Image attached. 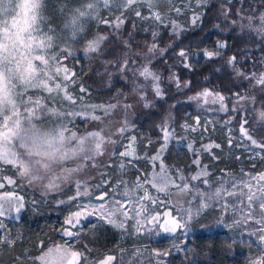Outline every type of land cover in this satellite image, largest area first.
I'll use <instances>...</instances> for the list:
<instances>
[{"label": "rangeland", "instance_id": "1", "mask_svg": "<svg viewBox=\"0 0 264 264\" xmlns=\"http://www.w3.org/2000/svg\"><path fill=\"white\" fill-rule=\"evenodd\" d=\"M207 1L212 3L221 1L223 3L219 7L217 18L227 23L230 30H235L239 34H244L249 40L264 45V35H258L248 29H241L222 14V10L228 13L224 4H230L233 0ZM87 2L88 0H81L70 8L73 11L65 16L59 26L56 27L57 35H61L60 30L62 29V36L65 38L58 40L57 43L60 44V48L65 47V42L70 46V54L66 52L67 59L61 57V62L64 67L76 74L75 83L70 85V91L74 96L79 98L83 95L84 102L89 105H108L119 102L120 107L114 109L113 114L109 117H104V114L100 111L94 113V115L102 116L106 122L108 120L113 121L111 136L115 143L107 145L104 154L96 156L94 160L75 157L65 162V168H75L79 164L83 171L73 173L66 182L61 184L59 190L46 191L39 184L30 185L26 179L16 174L15 167L0 162V183H6L3 181L4 177H11L15 181V184H6L5 187L0 188V196H3L6 192H12L22 197L23 203V207H20L19 211L16 210L18 205L15 203L5 204L0 209L4 212L3 215H0V237H7L14 241L17 234L12 230L13 224L19 220L24 206H33L37 203L36 200H29L17 192V190L21 191L24 187L43 197L60 195L55 206H60L62 210L49 214L51 216L49 228L56 233L58 239L51 245L49 244V247L62 245L63 248L60 252L53 251L49 264H69L71 260L69 253L71 251L82 252L83 256L87 258L86 262L81 259L76 264H100V261L107 256L113 257L110 264H179V260L185 262V244L188 239L201 232L214 231L225 232L233 238L239 254L252 258L246 264H252L253 260L264 257V240L260 239V233L256 231L260 226L251 220L246 221L244 217L247 212L245 208L246 197L240 196L237 198L236 196H229L227 193H223L218 200H212L210 207L197 212L200 201L194 190L184 193L178 187L169 186L166 192H158L150 184H145L150 196L155 199V203L141 201L144 204L145 211L140 216H136L132 203L126 204L130 218L126 220L123 228H116L100 221L96 215L83 217L75 227L65 224V219L69 213L77 210V204L99 205L101 202L96 197L101 195L102 192L113 193L107 198L105 207H108V202L114 199H126L116 192L118 177L135 182L137 176L141 173L150 176L154 171H159L160 160L155 162L154 167L153 163L143 159V157L145 154L148 156L155 154L156 150L164 144L160 125L165 121H167L169 130L173 135L167 141V146L162 151L160 159L169 168V175L176 179L177 184L180 183L177 178L178 172L182 171L185 176L191 177L201 171H206L207 176H201L199 180L192 181L189 185L190 189L192 185H195L200 191L208 192L222 186L228 191L247 192L246 188L239 185V181L249 180L250 176L264 171V151L253 147L250 141L241 134V125L244 124L245 126V120L239 125L237 133H234L235 130L231 124L233 117L219 121L217 116L224 115L228 111L226 99L223 101L224 109H221L219 103L198 102L190 99L195 95L189 96L178 104L188 105L196 113L191 115L189 121L183 123L179 130H175L172 125L174 108V105H172L158 123L157 128L161 135L159 145L153 148L156 141L148 136L141 135L136 138L135 133L138 131L134 120L137 116L154 111L155 103L164 99L163 83L174 89L176 95L186 88V84L178 83L172 74L162 79L160 72L153 69V65L175 46L177 43L175 38L181 29L186 25L194 27L198 24V21L195 25L192 23L193 13L197 10L196 0H172L171 4L168 0H164L160 7L151 10L152 12L159 11L162 16L167 14V18L163 22L154 20L151 17L147 3L141 0V3L136 7L142 11L143 16L149 18L141 20L132 12L134 22L127 34H124L123 31L127 19L126 15L124 24L120 25L119 29L115 27L116 17L121 15V12L117 10L119 0L111 3V10L101 5L99 19H89L87 21V24L91 23L89 31L87 30L89 36L98 34L106 37L101 45L103 54L99 56L96 53L85 54L83 44L71 38L73 17L78 15L77 9L81 6L87 7ZM18 3L38 4L40 6L38 15L44 19L41 28L46 30L48 27H55L51 14L45 10L47 0H18ZM56 3L55 1L52 2L51 7H57ZM202 8L198 9L199 12L202 11ZM170 9L172 10L170 11ZM175 9L181 11L176 12ZM261 13L254 15L259 17ZM249 15L253 14L248 9L244 11L236 10L234 21L246 23L247 21L241 18ZM104 21H109V23ZM171 22L179 25L175 32ZM9 23L11 24V21ZM255 23H258V21H255ZM158 27H167L168 34L175 36V38H172L163 46H159L158 41L155 40L156 36L159 35ZM148 31L153 32L148 40L136 39L137 34L144 35ZM154 33L157 34L155 37ZM153 42L156 43L158 51L155 54H150L148 48ZM0 43L4 45L3 51H0V75L6 79L8 84L7 97H5L3 91H0V125L5 121L11 125L23 112L19 93L23 92L24 88H27V95L24 96L25 101L29 97L36 99L49 95L43 89L32 88L33 85H39L43 79L40 76V68H36L31 75H27L22 67L33 56L39 60L45 53L34 52L22 60L21 52L23 49L20 48V41L15 35V28L12 29L11 35H0ZM205 52L210 51L187 53V59L180 57V63L184 67L185 64H188L189 67L186 68H190L192 61L194 62L198 57L207 60L216 56V52H213L215 55L209 58L205 55ZM56 54L59 55V49L56 50ZM125 55L129 58L131 66L135 68H139L146 63V57H151V63L148 66L160 76L158 83L162 96H156L149 86L143 92L144 99H141L140 95L134 91L133 81L135 80L137 85H142L145 84L144 79L142 77L134 78L131 71L121 74L117 64L109 63V61H114ZM18 64L21 67L18 68ZM229 66L233 71L235 84H244L245 86L241 93L234 94L232 97L230 111L233 113L246 110L252 111L256 122L262 126L264 121L258 118V113L262 111L261 106L264 104V90L250 78L253 72L245 73L235 65V68L232 65ZM261 72H264V69L255 73L259 74ZM52 75L56 83L62 82L63 73L60 74V77H56L53 69ZM246 76L249 78L246 79ZM49 83L50 86H54L53 81H49ZM114 84H117V88L112 87ZM81 87L88 90L86 94L80 92ZM109 89H112L111 94H104V91ZM239 96H243L245 99L240 100L238 99ZM252 97H254V100L251 99ZM42 102L47 104V109L43 112L38 111L34 120V123L38 124L42 132L53 130L63 123L70 132L79 136L96 131L100 126L99 121L81 118V116L57 118L52 115L53 112L78 111L79 105L74 109L67 102L60 103L59 99L55 101L48 99ZM124 104L131 105V107L125 110ZM145 104H148V106L145 107ZM122 124H126V127L125 131L120 133L118 129ZM65 135L67 136L69 133L66 132ZM132 137L136 138L137 156L139 158L121 157L120 153L125 151ZM230 140L231 144L229 143ZM69 145L74 147L75 141H70ZM189 145L192 146L191 149ZM216 145H219V147H216ZM4 147L9 152H15L26 163L34 162L36 159L29 156L27 149L21 147V142L18 140L13 139L11 143L5 144ZM169 147L173 148V156L166 160L165 155ZM213 150H217V152L213 153ZM204 156H208L212 161L210 169L207 167V162L204 161ZM197 159L200 161L199 166L193 162ZM57 170L59 171V167H57ZM187 170L191 171L188 172ZM42 173L43 170H41ZM205 179L209 181L210 187L204 183ZM79 181L87 182L90 195L80 196L74 201L70 200V197L77 196V183ZM233 181L237 182L236 189L231 187ZM251 182L255 184V181ZM97 185H100V187L98 188ZM123 191L124 189L121 187L119 192ZM140 195H142V190H137L134 197L127 199L135 200ZM139 207V204H137L136 209L139 210ZM88 211H91V209H88ZM189 211H191V215H189ZM152 217H156V219L152 220ZM177 224L184 226H176ZM161 225L164 227H161ZM165 227L169 229L174 227L175 230L165 231ZM65 228L76 233V235L71 237L64 235L62 230ZM106 230L108 233L105 232ZM6 232L9 233V237ZM162 236L169 237V241L161 240ZM41 244V242L37 244V250H40ZM49 247L45 248L43 252H47ZM12 248L13 243L11 245L0 243V264H34V262L39 264L36 258L43 254L41 252L39 255L34 256L29 249H26L22 254H16L12 251ZM64 249H68V253H65Z\"/></svg>", "mask_w": 264, "mask_h": 264}, {"label": "snow or ice", "instance_id": "2", "mask_svg": "<svg viewBox=\"0 0 264 264\" xmlns=\"http://www.w3.org/2000/svg\"><path fill=\"white\" fill-rule=\"evenodd\" d=\"M115 0H88L87 7L81 6L77 9L78 15H74L72 20V39L83 44V51L85 54L96 53L98 56L103 54L101 45L105 41L106 37L101 35L89 36L87 31V21L89 19H99V9L101 5L105 8L111 10V3ZM147 3L148 8L151 12V17L156 20L163 22L167 18V14L161 15L159 11L152 12V9L160 7L164 0H144ZM169 4L172 0H168ZM141 0H119V7L117 10L121 12V15L116 17V29H119L120 25L125 22L126 12H134L135 16L141 20H147L149 17L142 15V11L136 7L140 4ZM207 0H196L197 10L193 13L192 23L195 25L197 21L201 19L203 13L199 12V8L206 5ZM191 6V5H189ZM39 5L35 3L20 4L18 0H0V35H11L12 29L15 28V35L20 41V48L23 49L21 52V59H26L32 53H45L41 59H36L35 56L28 60L26 64H23V71L27 75H31L36 68H40V76L43 78L39 85H33L32 88L43 89L49 95L46 97H38L36 99L24 100V96L27 95V88L19 93V98L21 101V107L23 112L20 114L19 118L15 120L14 123L9 125L5 121L0 125V162L5 164H11L16 168V174L21 178H24L31 184H39L46 191L59 190L61 184L66 182L73 173H78L83 171V168L78 164L75 168H65L64 163L72 160L75 157H79L84 160H94L96 156L104 154L107 145L115 143L111 136V125L113 121L108 120L107 122L100 115H94L96 111H100L104 114V117H109L113 114V110L120 107L119 102L116 104L108 105H89L84 102L83 95L79 98L74 96L70 91V85L75 83V73L71 72L67 67H64L61 62V57L67 59L65 53L70 54L69 48L65 42V47L60 48V44L57 43L58 40L65 39L62 36L63 30L61 29V35H57V29L55 27H48L45 29L41 28V24L44 23L39 15ZM172 9H170L171 11ZM257 9L256 11H258ZM176 12H180V9H175ZM222 14L227 16V12L222 10ZM241 19L246 20V23H240L239 21H233V24L238 25L241 29H248L255 32L258 35H264V12L256 17L254 14L242 17ZM11 21V24L9 23ZM258 21V23H255ZM109 23V21H104ZM51 23V22H49ZM173 30L179 28L175 22H171ZM67 27V25H66ZM154 37L157 35L153 34ZM224 47L223 44L218 45V48ZM4 45L0 43V51H3ZM59 49V55L56 54V50ZM158 51L155 42L148 48L150 54H155ZM180 57L187 59V53L181 50L178 54ZM205 55L209 58L213 57L215 53L205 52ZM235 57H232L228 63L234 68ZM109 63L117 64L121 74H126L131 71L133 77H142L145 84L137 85L135 80L134 91H136L141 99H144L143 92L147 87H151L155 92L156 96H162V92L159 87L160 76L156 72L150 69L148 66L151 63V57H146V63L142 64L139 68L131 66L129 58L125 55L122 58H118L114 61H109ZM21 67L18 64V68ZM185 67H189L185 64ZM53 69L55 70V76L60 77L63 73L62 82L56 83L53 79ZM239 74V73H238ZM248 79L249 77H245ZM255 81L256 85L260 86L264 90V72L259 74L253 72L250 77ZM49 81H53L54 86H50ZM0 91H3L5 97L8 94V84L6 79L0 75ZM87 89L81 87L80 92L82 94L87 93ZM52 99L53 101L59 99L60 103L67 102L74 109L79 105V110H73L68 112H53L52 115L57 118L63 117H74L81 116V118H86L94 121H99L100 126L98 130L88 132L87 135H76V133L70 132V130L61 123L53 130L48 132H42L38 124L34 123L37 112H43L47 109V104L42 101ZM190 99L197 100L198 102L203 101L204 103H219L221 109H224L223 101L225 97L220 95L218 92H212L208 89H204L202 92H198L194 97ZM238 99L244 100L245 97L239 96ZM251 99L254 100V97ZM148 104H145L147 107ZM124 109L127 110L131 105L124 104ZM258 118L264 121V111L258 113ZM247 121H245V124ZM29 125V126H26ZM126 124H122L118 129L120 133L125 131ZM160 130L162 132V138L164 144L161 148L156 150L155 154L148 156L145 154L143 159L148 160L153 163L155 167V162L160 160L159 171H154L150 176L146 174H139L135 182H130L122 177H118L116 180V192L125 197L126 199H114L108 202V207H105V202L110 195L113 193L102 192L101 195L97 196L96 199L101 203L99 205H83L77 204V210L72 211L65 219V224L75 227L80 223L81 219L85 216L96 215L97 219L103 221L109 225L116 228H123L127 219H129V212L126 209V204L132 203L133 211L136 212V216H140L143 211H145L143 202L151 201L155 203V199L150 196L148 188L145 184H150L152 188H155L158 192H166L169 186L178 187L181 192L188 193L191 190L195 191V195L199 197V207L197 212L204 208L210 207V202L217 199L223 194L227 193L229 196H245L247 203L245 208L247 212L244 214L245 220H251L256 225H259L256 229L260 233V239L264 240V171L258 173L257 175L250 176L249 180H240L239 185L247 189V192L228 191L227 189L217 187L214 191L202 192L195 185L189 188L192 181H197L201 176H207L206 171H201L196 175L187 177L184 173L178 172L177 178L180 183H176V179L169 175V168L160 159L161 153L167 146V141L173 135L169 130L168 123L165 121L160 125ZM241 134L247 140L250 141L251 145L255 148H259L264 151V139L253 138L252 133L244 126L241 125ZM68 132L69 135H65ZM18 140L21 142V147H25L28 151L29 156L35 157L34 162L26 163L23 158L18 157L15 152H9L7 148L4 147L5 144H9L12 140ZM70 141H75V146L69 145ZM151 143V141H149ZM231 144V140L229 141ZM147 148V146H145ZM219 147V145H216ZM191 149L192 146L189 145ZM195 151V149H193ZM121 157H134L137 156L136 138L132 137L129 141L125 151L120 153ZM239 159V157H237ZM199 166L200 161H193ZM59 167V171L57 170ZM123 167V166H122ZM41 170L43 173L41 174ZM3 181L6 183H0V188L5 187L6 184H15V181L11 177H4ZM251 181H255L253 184ZM206 185H209L207 179L204 180ZM237 182L233 181L231 187L232 189L237 188ZM99 188L100 185H97ZM123 187L124 191L119 192V189ZM210 187V185H209ZM137 190H142V195L136 197L135 200H129L127 198L134 197ZM89 189L86 181H79L77 183V196L70 197V200H76L80 196H89ZM17 204L16 208L19 211L20 207H23L22 197L15 195L12 192H6L3 196H0V209L4 207L5 204ZM63 203V201H62ZM139 204V210L136 209V205ZM226 207V205H225ZM91 209V211H88ZM4 212L0 210V215ZM191 215V211H189ZM156 217H152L155 220ZM176 226H184L182 224H177ZM161 227H164L161 225ZM165 231H174L175 228H164ZM66 236H74L76 233L68 230L67 228L62 230ZM0 243L11 245L13 241L7 237H0ZM62 245L55 247H49L47 252L42 251V255L36 258L39 264H49V260L53 251L60 252ZM65 253H68V249H64ZM71 260L69 264H76L77 261L84 259L82 252L71 251ZM113 257L107 256L104 260L100 261V264H110ZM35 264V262H34ZM252 264H264V257H260L252 261Z\"/></svg>", "mask_w": 264, "mask_h": 264}, {"label": "trees", "instance_id": "3", "mask_svg": "<svg viewBox=\"0 0 264 264\" xmlns=\"http://www.w3.org/2000/svg\"><path fill=\"white\" fill-rule=\"evenodd\" d=\"M54 1L57 2L56 4L59 7H51ZM80 1L47 0L45 10L51 14L55 28L59 26L65 16L73 11L70 8ZM221 5H223L221 1L216 3L207 1L202 8L201 13L203 15L198 24L194 27L186 25L180 30L176 38L168 34L167 27H158L159 35L156 36L155 40L158 41L159 46H163L172 38H175L177 43L165 53L161 60L153 65V69L160 72L162 79L168 75H174L178 83L186 84V88L176 95L174 89L163 83L164 99L155 103L154 111L152 110L150 113L135 118L134 123L138 131L135 133L136 138L141 135L153 138L156 141L153 148L159 145L161 138L157 128L158 123L171 106L174 105L172 125L175 130H179L181 125L188 122L189 117L196 112L188 105L178 103L189 96L202 92L204 89L218 92L226 99L228 111L224 115L217 116L219 121L233 117L231 124L235 130L234 133H237L239 125L245 120L247 121L245 127L252 133L253 138L264 139V122L262 126L258 125L252 111L246 110L237 113L230 111L232 97L234 94L241 93L245 86L244 84H235L233 71L228 65V60L235 57L234 65L241 71L245 73L260 72L264 69V45L249 40L244 34H239L235 30H230L227 23L217 18ZM224 5L228 10L227 18L231 21L235 20L236 10L244 11L248 9L252 14L264 12V0H233L230 4ZM257 9L259 10L256 11ZM125 15L127 19L123 31L124 34H127L134 19L132 12H126ZM90 24H87L88 31ZM152 33V31H148L144 35L137 34L135 37L136 39L148 40ZM220 44H223L224 47L218 48L217 46ZM181 50L186 53H200L206 50L216 52V56L207 60L198 57L197 60L192 61L190 68H186L180 63L181 58L178 54ZM112 87L117 88V84ZM111 91L112 89L105 90L104 94H111ZM261 110L264 111V104L261 106ZM216 152L217 150H213V153ZM172 156L173 148L169 147L165 159L168 160ZM204 161L207 162V167L210 169L211 159L204 156ZM191 170L187 171L190 172ZM17 192L29 200H36L37 203L33 206H24L19 220L13 224L12 230L15 231L17 236L13 241L12 251L16 254H22L26 249H29L31 254L37 256L42 252L41 249L45 250L49 247V244L51 245L58 239L56 233L49 228L51 222L49 221L51 218L49 214L62 210L60 206H55L60 195L43 197L24 187L21 191L17 190ZM105 232L108 233L107 230ZM6 233L8 236L9 233ZM169 239V237H161L163 241H169ZM39 242L42 244L40 250H37ZM185 246V262L178 259L179 264H186V262L187 264H246L252 259L251 257L241 256L233 238L222 231L198 233L188 239Z\"/></svg>", "mask_w": 264, "mask_h": 264}]
</instances>
